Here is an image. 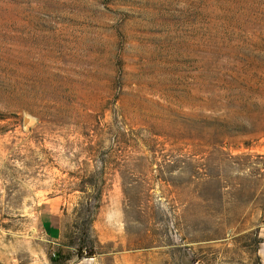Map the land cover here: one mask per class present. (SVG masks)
Listing matches in <instances>:
<instances>
[{
	"label": "rangeland",
	"instance_id": "rangeland-1",
	"mask_svg": "<svg viewBox=\"0 0 264 264\" xmlns=\"http://www.w3.org/2000/svg\"><path fill=\"white\" fill-rule=\"evenodd\" d=\"M56 197L62 264H264V0H0V264Z\"/></svg>",
	"mask_w": 264,
	"mask_h": 264
},
{
	"label": "trees",
	"instance_id": "trees-1",
	"mask_svg": "<svg viewBox=\"0 0 264 264\" xmlns=\"http://www.w3.org/2000/svg\"><path fill=\"white\" fill-rule=\"evenodd\" d=\"M99 200L100 196L97 192L94 198L95 207H97ZM66 229H68V232H63L60 237L61 240H57L58 249L55 250V254H52L51 258L49 257L50 264H62L70 258L72 253L77 258H81L83 255H87L85 257L90 258L92 255L94 248L87 236L86 224L76 221L67 226ZM62 245L66 248V251L61 249Z\"/></svg>",
	"mask_w": 264,
	"mask_h": 264
},
{
	"label": "crops",
	"instance_id": "crops-1",
	"mask_svg": "<svg viewBox=\"0 0 264 264\" xmlns=\"http://www.w3.org/2000/svg\"><path fill=\"white\" fill-rule=\"evenodd\" d=\"M71 209L72 206H69L68 209V204H66L64 200L62 201L58 197L46 199L37 204V207L35 209L36 220L39 222L44 218V220L47 221L49 225L55 228L54 232L56 234V237L54 239L51 238L49 239L53 241H57L58 239H60L61 231H62V222H63L62 219H64V217L67 216V214L70 212Z\"/></svg>",
	"mask_w": 264,
	"mask_h": 264
},
{
	"label": "water",
	"instance_id": "water-1",
	"mask_svg": "<svg viewBox=\"0 0 264 264\" xmlns=\"http://www.w3.org/2000/svg\"><path fill=\"white\" fill-rule=\"evenodd\" d=\"M25 122H26V121L24 120V121H23V125L25 124Z\"/></svg>",
	"mask_w": 264,
	"mask_h": 264
}]
</instances>
